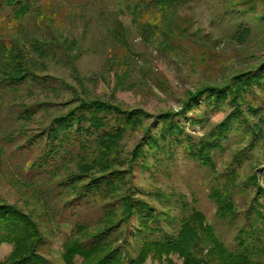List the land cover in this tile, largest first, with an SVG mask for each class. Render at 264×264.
Masks as SVG:
<instances>
[{
    "label": "rangeland",
    "instance_id": "obj_1",
    "mask_svg": "<svg viewBox=\"0 0 264 264\" xmlns=\"http://www.w3.org/2000/svg\"><path fill=\"white\" fill-rule=\"evenodd\" d=\"M137 1L35 0L31 11L18 19L0 11V78L3 60L14 50L23 53L20 60L25 69L43 76L14 88L0 81V202L16 205L39 223L48 237L41 251L53 264H65L62 243L70 224L64 219L73 222L76 217L62 205L72 194L55 190L52 179L31 174L28 168L43 153L44 139L35 135L67 109L68 100L85 96L124 108L139 107L150 114L145 119L148 123L161 112L178 109L189 91L221 83L225 75L252 68L264 55L263 0H174L167 13L140 9L139 16L133 8ZM145 24L153 26L145 28ZM256 100L261 104L264 128V89ZM231 108L228 100L217 106L199 101L180 122L197 142ZM227 135L221 140L222 148L210 153L217 172L231 165L234 153L247 143L242 132ZM141 136L140 128L125 134L121 140L124 156ZM153 151L146 158L152 164ZM171 156L170 162L158 168L136 171L132 181L139 188L138 195L159 209H168L170 215H180L186 207L199 209L222 239L232 242L244 221L251 187L245 192L238 187L233 190L239 213L233 224L223 222L216 217V205L209 197L214 172L190 158L182 145L172 146ZM263 159L261 139L238 167L237 180L254 172ZM76 169L70 163L56 178ZM99 204L81 210L91 228L103 214ZM12 249L11 244L0 246V262ZM144 264L158 262L148 259Z\"/></svg>",
    "mask_w": 264,
    "mask_h": 264
},
{
    "label": "trees",
    "instance_id": "obj_2",
    "mask_svg": "<svg viewBox=\"0 0 264 264\" xmlns=\"http://www.w3.org/2000/svg\"><path fill=\"white\" fill-rule=\"evenodd\" d=\"M34 5L35 0H0V11L18 19ZM172 6L174 0H140L133 8L139 16L140 9L150 12L157 8L167 13ZM261 19L264 21V14ZM151 26L145 24V28ZM21 56L20 50H14L9 52L8 60H3L0 81L4 87L14 88L43 77L25 69ZM263 89L264 55L252 68L225 75L221 83L204 84L189 91L178 109L161 112L148 123L145 119L150 114L139 107L124 108L85 96L68 100L67 109L35 135L44 139L43 153L28 168L31 174L42 173L52 179L55 190L72 194L62 205L76 217L73 222L64 219L70 224L62 243L64 263L144 264L151 259L158 264H176V256L182 264H264V159L254 172L237 180V169L248 151L259 140L264 141L262 109L256 100ZM225 100L232 105L229 113L206 138L195 142L180 119L189 117L199 101L217 106ZM254 117H259L257 122ZM137 128L142 130V136L130 154L124 156L121 140ZM235 130L244 133L247 143L234 153L231 165L217 172L211 150L222 148L221 140ZM174 145H182L190 158L214 172L209 197L216 205L219 220L235 222L239 212L233 190L238 187L245 192L251 187L244 221L236 228L232 242L222 239L201 210L191 206L180 215H170L168 209H159L138 195L139 188L132 181L136 171H150L170 162ZM152 148L153 164L146 159ZM160 153L164 155L161 158ZM70 163L77 169L57 179L60 170ZM97 203L103 214L91 228L81 210ZM2 244H11L13 249L0 264H53L41 251L48 244V237L39 223L30 213L5 202H0Z\"/></svg>",
    "mask_w": 264,
    "mask_h": 264
}]
</instances>
